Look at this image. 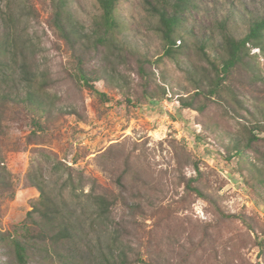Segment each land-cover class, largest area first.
Returning a JSON list of instances; mask_svg holds the SVG:
<instances>
[{
    "label": "rangeland",
    "instance_id": "1",
    "mask_svg": "<svg viewBox=\"0 0 264 264\" xmlns=\"http://www.w3.org/2000/svg\"><path fill=\"white\" fill-rule=\"evenodd\" d=\"M7 1L0 0V34ZM11 1L17 7L20 4L21 10L26 4L31 11L22 25L41 44L36 59L46 72L47 104L43 113L24 110L9 115L6 122L0 148L13 189L0 194V234L14 231L40 196L28 173L42 167L57 193L60 174L65 177L66 173H52V162L61 161L74 168L70 173L75 190L65 194H76L86 204L85 194L95 188L140 202L145 212L119 207L126 230L132 240L139 236L143 244L161 248L170 264H264V140L254 139L252 147L247 145L249 131L264 137L258 127L264 122L262 89L238 86L241 104L232 96L213 101L201 97L207 103L204 111L183 108L180 96L196 91L192 74L162 56L156 21L141 0H120L118 10L127 24L126 40L150 56V88L162 98L154 104L144 96V78L133 60L115 65L123 89L115 81L83 87L76 78L74 51L51 25V2ZM198 1L200 7L192 17L198 36L220 15H234L238 34L250 18L264 16V0ZM69 6L87 26L99 12L97 0H69ZM259 51L252 53H259L264 75V56ZM189 59L197 60L192 49L180 54L185 66ZM102 66L95 59L88 64L90 70ZM129 93L132 102H127ZM236 145L243 148L242 156L235 153ZM227 214L243 216L247 223ZM70 247L60 245L59 249L65 252ZM35 254L28 264H47ZM12 255L8 244L0 240V264H17ZM80 255L83 264H91L84 250Z\"/></svg>",
    "mask_w": 264,
    "mask_h": 264
},
{
    "label": "trees",
    "instance_id": "2",
    "mask_svg": "<svg viewBox=\"0 0 264 264\" xmlns=\"http://www.w3.org/2000/svg\"><path fill=\"white\" fill-rule=\"evenodd\" d=\"M49 1L54 13L51 25L74 51L73 62L79 85L92 89L96 82L115 81L116 87L123 89L122 77L119 78L121 73L116 74L115 65L133 60L138 73L144 78V96L154 104L160 101L162 97H157L150 88V80L153 81L147 71V64H152L150 56L131 46L124 35L127 24L118 10L120 0H97L99 12L88 26L75 17L69 0ZM141 1L146 12L156 21L155 30L162 42V56L182 65L185 67L182 69L192 74L196 91L180 96L183 108L204 111L207 103L201 102V97L213 101L232 96L235 102L241 104L237 87L245 84L260 87L264 94V75L257 60L260 55L252 53L254 49H259L264 56V16L248 21L244 17L247 26L238 34L235 32L234 15H220L213 26L198 36L197 25L192 21L193 13L200 7L198 0ZM6 3L2 13L5 27L0 34V140L5 136L9 115H20L24 110L43 113L47 104L44 95L46 72L39 69L36 59V49L41 44L35 42L22 25L31 11L26 4L21 5L24 8L21 10L20 4L17 7L11 0ZM243 16L240 14V17ZM188 49H192L197 60L189 59L185 66L180 61V54H185ZM93 59L101 63L102 68L90 70L88 64ZM157 59L158 62L162 60L161 56ZM106 64H112V67ZM99 93L108 97L105 92ZM165 95L166 91L162 96ZM126 96L127 102H132L130 93ZM34 122L38 123L36 119ZM258 127L264 132V122L258 123ZM248 135L249 147H252L254 139L264 140V137L258 138L251 131ZM234 150L239 156L244 153L239 145ZM52 168L54 174L66 173L65 177L60 174L62 182L58 192L54 193L42 167L38 166L36 172L30 171L28 180L38 189L40 196L14 231L0 234V240L8 244L17 264H28L35 253L43 256L47 264H83L80 257L83 250L91 264H170L161 248L143 244L139 236L132 240L126 230L128 226L119 213V207L125 206L137 213L145 212L140 202L92 188L85 194V204L76 194H65L69 189L75 190L70 173L74 168L61 161H53ZM189 186L200 191L197 186ZM12 189L11 172L0 148V194ZM88 211L91 212V219L87 225ZM227 216L247 223L243 216ZM60 245L71 247L62 252Z\"/></svg>",
    "mask_w": 264,
    "mask_h": 264
}]
</instances>
